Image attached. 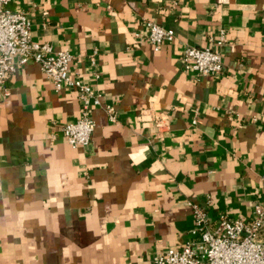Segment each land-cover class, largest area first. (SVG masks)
Instances as JSON below:
<instances>
[{
  "label": "crops",
  "instance_id": "obj_1",
  "mask_svg": "<svg viewBox=\"0 0 264 264\" xmlns=\"http://www.w3.org/2000/svg\"><path fill=\"white\" fill-rule=\"evenodd\" d=\"M32 39L74 55L69 70L114 107H93L90 143L61 128L81 114L35 62L0 91V264H154L264 200V0H11ZM176 36L154 50L146 23ZM222 32L225 41L220 40ZM140 34L138 38L136 34ZM186 46L215 47L196 76ZM198 122L194 125L193 119Z\"/></svg>",
  "mask_w": 264,
  "mask_h": 264
},
{
  "label": "built area",
  "instance_id": "obj_2",
  "mask_svg": "<svg viewBox=\"0 0 264 264\" xmlns=\"http://www.w3.org/2000/svg\"><path fill=\"white\" fill-rule=\"evenodd\" d=\"M11 0H0V91L6 92L5 83L17 66L37 63L52 80L56 91L75 89L81 102V114L65 123L61 130L73 148L87 146L95 130L93 107H103L111 121L117 120L115 109L103 104L102 95L80 78L70 74L74 55L56 50L48 42L32 39L31 22L24 12L13 11ZM146 40L154 50L175 39V32L157 22L146 23ZM139 38L140 34H136ZM225 41L222 32L218 44ZM185 68L196 76H219L224 72L222 52L215 47L186 46L180 56ZM198 122L194 118L192 123ZM264 184V174L262 175ZM198 242L191 241L182 248H168L154 256V264H264V200L256 204L249 218L232 219L220 215L214 228L209 226L204 207L191 204Z\"/></svg>",
  "mask_w": 264,
  "mask_h": 264
}]
</instances>
